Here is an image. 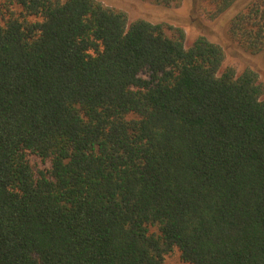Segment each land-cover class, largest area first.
Here are the masks:
<instances>
[{
    "label": "trees",
    "instance_id": "16d2710c",
    "mask_svg": "<svg viewBox=\"0 0 264 264\" xmlns=\"http://www.w3.org/2000/svg\"><path fill=\"white\" fill-rule=\"evenodd\" d=\"M228 34L264 54V0ZM223 60L97 0H0V264H264V87Z\"/></svg>",
    "mask_w": 264,
    "mask_h": 264
},
{
    "label": "rangeland",
    "instance_id": "374dc122",
    "mask_svg": "<svg viewBox=\"0 0 264 264\" xmlns=\"http://www.w3.org/2000/svg\"><path fill=\"white\" fill-rule=\"evenodd\" d=\"M104 6L121 10L130 24L144 20L152 24H167L184 32V46L189 48L198 37L218 44L224 52L220 71L232 68L237 75L251 70L257 75L258 83L264 87V54L251 55L244 52L228 34L229 21L238 12L245 10L255 0H237L234 5L215 19L208 16L207 0H181L177 7L163 8L142 0H97ZM163 264H186L174 250L167 255Z\"/></svg>",
    "mask_w": 264,
    "mask_h": 264
}]
</instances>
